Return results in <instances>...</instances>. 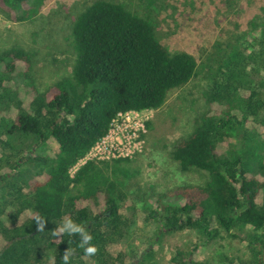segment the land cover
<instances>
[{"label": "trees", "instance_id": "trees-1", "mask_svg": "<svg viewBox=\"0 0 264 264\" xmlns=\"http://www.w3.org/2000/svg\"><path fill=\"white\" fill-rule=\"evenodd\" d=\"M42 4L0 0L14 22L31 20ZM250 24L245 42L216 43L208 63L199 64L161 43L151 14L95 0L72 26L71 74L45 91L32 74L33 51L0 53V264H63L69 250L68 264H124L118 247L131 230V201L120 185L139 174L134 158L86 161L73 175L70 170L118 113L161 109L172 90L199 75L206 80L207 108L173 144L171 157L182 172L204 171L207 181L161 194L148 207V222L157 223L158 234L193 230L207 243L221 232L235 236L239 225L263 230L264 21ZM65 220L92 236L94 253L85 254L80 234H53ZM197 250L188 257L177 252L172 264H203ZM153 255L148 248L131 264H159L149 261ZM254 256V264H263Z\"/></svg>", "mask_w": 264, "mask_h": 264}, {"label": "rangeland", "instance_id": "rangeland-1", "mask_svg": "<svg viewBox=\"0 0 264 264\" xmlns=\"http://www.w3.org/2000/svg\"><path fill=\"white\" fill-rule=\"evenodd\" d=\"M94 1L43 0L38 14L24 22L10 20L0 7V53L12 47L33 51L32 74L39 90L45 91L71 74L76 61L71 46L72 26ZM112 1L125 4L140 15L151 14L158 23L161 43L170 52L193 55L199 64L208 63L216 43L223 47L241 44L252 36L250 23L264 21V0ZM205 86L206 80L199 75L172 90L161 109L145 112L150 128L143 152L132 163L139 174L120 185L131 201L126 215L132 222L131 230L118 247L126 254L124 264L136 263L148 248L154 251L149 261L172 264L177 252L188 257L195 246V258L203 264H228L229 260L254 264V252L264 264V229L254 231L250 226L239 225L233 230L235 236L221 232L207 243L204 235L193 230L158 234L157 223L148 222V207L161 194L178 186H202L207 181V173L182 172L171 157L173 144L193 130L196 118L207 108ZM250 242L257 250L252 251Z\"/></svg>", "mask_w": 264, "mask_h": 264}, {"label": "built area", "instance_id": "built-area-1", "mask_svg": "<svg viewBox=\"0 0 264 264\" xmlns=\"http://www.w3.org/2000/svg\"><path fill=\"white\" fill-rule=\"evenodd\" d=\"M147 111L150 110L118 113L112 120L108 133L70 170V174L73 175L86 161L132 159L141 154L148 133Z\"/></svg>", "mask_w": 264, "mask_h": 264}, {"label": "clouds", "instance_id": "clouds-1", "mask_svg": "<svg viewBox=\"0 0 264 264\" xmlns=\"http://www.w3.org/2000/svg\"><path fill=\"white\" fill-rule=\"evenodd\" d=\"M36 219L38 221L37 229L43 230L44 223L41 222L40 217H37ZM65 232H67L69 235L74 233L80 234L81 236L80 246L84 247L85 245H87V247H84L85 254H92L96 251L95 247L88 243L92 239V236L88 232H85L84 227H82L80 224L74 223L72 220H65L62 222L61 226L57 227L54 230L53 234L59 235ZM69 256H70V250L64 253L62 258L63 264H68Z\"/></svg>", "mask_w": 264, "mask_h": 264}, {"label": "water", "instance_id": "water-1", "mask_svg": "<svg viewBox=\"0 0 264 264\" xmlns=\"http://www.w3.org/2000/svg\"><path fill=\"white\" fill-rule=\"evenodd\" d=\"M9 244H11V242ZM9 244L7 246H9Z\"/></svg>", "mask_w": 264, "mask_h": 264}]
</instances>
